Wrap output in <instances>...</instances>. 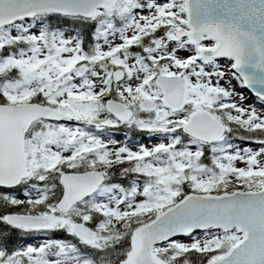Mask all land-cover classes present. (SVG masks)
Masks as SVG:
<instances>
[{
    "label": "snow or ice",
    "instance_id": "obj_1",
    "mask_svg": "<svg viewBox=\"0 0 264 264\" xmlns=\"http://www.w3.org/2000/svg\"><path fill=\"white\" fill-rule=\"evenodd\" d=\"M0 264H264V0H0Z\"/></svg>",
    "mask_w": 264,
    "mask_h": 264
}]
</instances>
